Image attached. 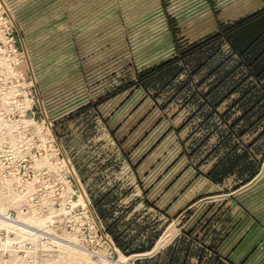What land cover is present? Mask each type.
Listing matches in <instances>:
<instances>
[{
	"label": "rangeland",
	"instance_id": "obj_1",
	"mask_svg": "<svg viewBox=\"0 0 264 264\" xmlns=\"http://www.w3.org/2000/svg\"><path fill=\"white\" fill-rule=\"evenodd\" d=\"M245 1L0 0V264H165L152 251L124 253L108 232L115 225L136 250L176 225L144 201L136 147L120 129L111 132L101 112L111 99L143 90L117 95L145 66L178 57L172 28L188 49L219 32L211 28L217 18L241 19L264 3L252 0V10ZM212 52L193 56L178 81L189 82V70ZM228 53L222 46L188 89L169 90L160 100L165 110L158 107L202 172L225 155L231 123L254 105L246 100L222 120L234 102L214 113L194 96ZM263 129L264 120L245 139ZM185 217L187 228L214 226Z\"/></svg>",
	"mask_w": 264,
	"mask_h": 264
},
{
	"label": "crops",
	"instance_id": "obj_2",
	"mask_svg": "<svg viewBox=\"0 0 264 264\" xmlns=\"http://www.w3.org/2000/svg\"><path fill=\"white\" fill-rule=\"evenodd\" d=\"M245 3L255 9L252 0ZM211 28H219L216 20ZM104 112L111 132L120 129L127 146L136 147L144 201L176 225L164 230L152 256L161 254L165 264H264V163L250 183L232 190L198 173L173 124L144 90L111 99ZM185 215L214 226L187 228Z\"/></svg>",
	"mask_w": 264,
	"mask_h": 264
},
{
	"label": "trees",
	"instance_id": "obj_3",
	"mask_svg": "<svg viewBox=\"0 0 264 264\" xmlns=\"http://www.w3.org/2000/svg\"><path fill=\"white\" fill-rule=\"evenodd\" d=\"M215 16L217 18L216 13ZM217 23L219 27L217 34L195 43L188 49L182 48L176 30L172 28L178 57L137 73L136 79L125 88L119 89L117 95L136 86L142 88L148 97L156 103L157 107L165 110L166 106L160 104V100L165 98L168 91L173 90L176 95L183 93L190 84H193L194 78L206 69L209 60L221 53L222 46L226 45L229 50L228 56L213 68L204 79L196 83L194 96L200 93L214 113L219 112L224 104L234 102L228 108L226 107V111L221 115L222 120L228 118L231 112L246 100H254V105L246 109L240 119L231 123L232 132L224 138L226 140L222 142L224 146H220L228 151L217 165L208 171L202 172L199 167L194 166L192 160L195 154L188 150L184 141L181 140L180 142L184 148V154L200 175L218 185H226L228 180L232 179L233 187L231 189L237 190L250 183L257 176L264 163V146L260 143L264 138V129L252 139L248 137L245 139L256 128V125L264 120V8L234 23L225 24L218 18ZM210 50L213 52L205 63L197 61L196 65L189 70V82L178 81L180 76L187 72L189 61L193 56ZM224 70L226 73L222 76ZM239 70L241 73L238 72ZM209 81L214 82V84L209 89H205L204 85ZM173 100L170 99L168 103ZM256 114L259 115L255 122H251L250 117L253 118ZM245 121L249 123L246 129L237 128L240 123ZM176 133L180 136V130ZM114 226H109L108 232L117 246L126 254L152 251L156 241L161 236V234L157 235L148 247L133 250L132 245L124 246L121 237L115 233Z\"/></svg>",
	"mask_w": 264,
	"mask_h": 264
},
{
	"label": "built area",
	"instance_id": "obj_4",
	"mask_svg": "<svg viewBox=\"0 0 264 264\" xmlns=\"http://www.w3.org/2000/svg\"><path fill=\"white\" fill-rule=\"evenodd\" d=\"M185 218V217H184Z\"/></svg>",
	"mask_w": 264,
	"mask_h": 264
}]
</instances>
